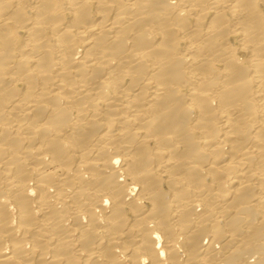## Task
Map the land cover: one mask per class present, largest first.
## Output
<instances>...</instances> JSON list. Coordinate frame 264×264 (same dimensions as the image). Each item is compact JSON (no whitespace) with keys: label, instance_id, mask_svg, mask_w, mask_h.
<instances>
[{"label":"bare ground","instance_id":"1","mask_svg":"<svg viewBox=\"0 0 264 264\" xmlns=\"http://www.w3.org/2000/svg\"><path fill=\"white\" fill-rule=\"evenodd\" d=\"M0 264H264V0H0Z\"/></svg>","mask_w":264,"mask_h":264}]
</instances>
